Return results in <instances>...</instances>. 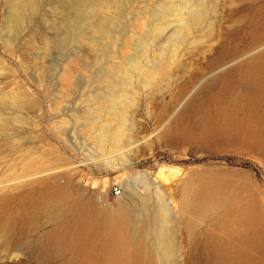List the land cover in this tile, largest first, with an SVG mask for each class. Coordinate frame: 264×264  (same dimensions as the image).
I'll return each mask as SVG.
<instances>
[{"label": "rangeland", "instance_id": "1", "mask_svg": "<svg viewBox=\"0 0 264 264\" xmlns=\"http://www.w3.org/2000/svg\"><path fill=\"white\" fill-rule=\"evenodd\" d=\"M33 1L34 9L15 24L17 1L0 0V264H67L68 251L52 236L69 207L91 200L116 213L120 205H136L137 193L148 195L150 210L142 214L139 264H219L231 244L222 229L209 232L216 219L246 203L264 216V119L249 121L254 111L264 115V101L242 87L246 100L235 109V93L220 99L221 86L212 84L200 107L199 94L219 69L210 58L237 54L223 68L264 51V38H253L255 29L264 31V0H205L212 39L195 26L174 50L179 21L190 22L199 0L186 7L183 0ZM95 12L105 34L82 44L78 37ZM134 61L141 71H131ZM154 66L160 73L152 79L146 73ZM123 95L127 125L114 136L119 121L107 112ZM16 101H23L21 108ZM222 113L250 123L262 145L234 138L223 128ZM105 131L120 142L102 147ZM133 178L145 179L150 192ZM207 181L224 184L233 201L197 220L189 233L181 197ZM113 186L120 189L117 197L110 194Z\"/></svg>", "mask_w": 264, "mask_h": 264}, {"label": "bare ground", "instance_id": "2", "mask_svg": "<svg viewBox=\"0 0 264 264\" xmlns=\"http://www.w3.org/2000/svg\"><path fill=\"white\" fill-rule=\"evenodd\" d=\"M16 1L17 2H15L16 4L14 5L13 9L16 13L14 17V23L21 24L25 19V12L32 11V9H34V1ZM92 1L102 2L104 0H91V2ZM182 2L185 7L188 2L190 3L189 0H183ZM195 5L196 6L194 7H197L198 9L193 12V16L191 15V17H189L191 18L190 22L187 23L185 21L186 23H184L179 21L180 27H178V34L175 36V38H171L173 40L175 39L173 50L177 46L176 44L184 43L186 40H188L187 37L190 34V30L195 26L197 27L202 25V36L209 40L212 39L213 25L209 19V9L206 7L208 5L206 4L205 0L197 1ZM183 9L185 8L183 7ZM183 11H186V9ZM56 12L58 14L60 11ZM98 12H95L92 15L91 20L87 25V30L79 35L78 41L80 43L93 45L98 33H101V35L105 34L103 24L97 23V21H95V19L98 17ZM81 13L82 12L76 10L74 11L73 17L79 18ZM253 38L254 40L264 38V31L259 28L255 29ZM195 41L197 42V40H194V42ZM46 45L48 46L49 43L47 42ZM232 54L233 52H229V55H219L209 59L211 64L215 63L216 65L214 66H218L219 69H217V73L214 74L213 79L203 86L201 94H199L201 96L200 107H202L201 104L207 100L209 89L212 84L221 86L220 99L221 97L228 96L230 92L235 93V99L230 103L235 109H237L246 100L244 93L245 91L242 92V87H248L252 99H261L264 101V51L249 54V56H245L246 58L244 60L237 63L235 62V64L230 67L226 66L222 68L221 66L229 61L228 58L231 59L237 56V54ZM146 58L147 57L145 56L144 60ZM138 62H130V68L132 69V72L140 70V67H138ZM150 69L151 71L146 73L149 78H152L154 74L158 75L160 73L158 67L154 66ZM127 70H124L125 76H128ZM63 74L64 73H62V75ZM62 75L61 77H64ZM124 97L125 96L123 95L122 97L114 98V104L109 108L110 111L107 112L109 117L119 121L114 129V136L118 133L119 135L122 133L124 130L123 125L126 124L124 122L127 121L125 108L122 104V99ZM11 100H13V96L11 97ZM14 100L18 99L15 97ZM21 100L25 99L21 98ZM15 103L19 104L15 105ZM15 103L13 104L15 107L19 105V108H21L20 103H23V101H16ZM189 107L192 108V106ZM251 115L252 116L249 120L250 123L261 120L260 118L264 119V115L260 114L258 111L252 112ZM232 116V113L222 115L223 120L221 123L223 128L230 132L234 138L239 139L242 142H246L256 148L260 147L262 145V139L255 137L254 127L251 126L250 123H248V125L244 123H235V120ZM205 120L206 117L202 116L200 118L201 124H205ZM100 140L102 142V147L106 145V141L112 145H117V143L120 142L119 137H115L113 139H110L109 137L107 138L106 131L101 135ZM133 181L134 184L140 183L146 191L150 192V184L145 181V179L135 178ZM129 185L130 184H128V186ZM155 186L156 191L154 192L158 194L160 187L157 185ZM135 192L137 193V191ZM158 195H160V192ZM147 198L148 195L146 196L145 194L142 196L140 193H137V202L135 203L136 205L132 206L130 209L120 205L116 213L109 210L110 208H97L95 205H93L94 202L93 204L90 202L91 200H81V202H77V204H73L69 207L67 211V218L62 224L61 230L52 236V240L56 246L59 247V249H66L68 251L70 258L67 264H139L138 257L142 252V244L145 238L144 226L146 222V219H144L145 215L143 216L142 214L146 210L150 212L148 204L149 201H147ZM232 201V198L227 195V187L224 184H218L210 181L202 183L196 192L193 191L191 193L189 198L182 196L181 209L187 216L186 228L189 233H191L195 228L197 220L199 221L203 218L209 217L213 213L225 210L226 207L228 208L230 206ZM159 203L161 205V202ZM160 205L158 206L159 208ZM163 208L159 210L161 211L162 219L165 220H163L162 225L167 221V218L165 217L166 210H163ZM263 223V214L248 203L234 207L232 209H227L226 212L221 215V217L216 219V221L210 226L209 232L210 230L214 231L217 229H222L224 237L229 240L231 244L230 252L224 255L222 261H219V264H264ZM133 229L135 230V234L133 233ZM163 240L167 249L169 250L172 247L171 239L167 236V234H165ZM194 246H196V244ZM220 247L222 248L221 245Z\"/></svg>", "mask_w": 264, "mask_h": 264}, {"label": "built area", "instance_id": "3", "mask_svg": "<svg viewBox=\"0 0 264 264\" xmlns=\"http://www.w3.org/2000/svg\"><path fill=\"white\" fill-rule=\"evenodd\" d=\"M110 194H111L113 197H117V196L120 194V189H119V187H115V186H113V187L110 189Z\"/></svg>", "mask_w": 264, "mask_h": 264}, {"label": "trees", "instance_id": "4", "mask_svg": "<svg viewBox=\"0 0 264 264\" xmlns=\"http://www.w3.org/2000/svg\"><path fill=\"white\" fill-rule=\"evenodd\" d=\"M204 159H200V160H197V161H202ZM216 160H224L225 162L231 164V160L229 158H216ZM245 167H248V165H244Z\"/></svg>", "mask_w": 264, "mask_h": 264}]
</instances>
